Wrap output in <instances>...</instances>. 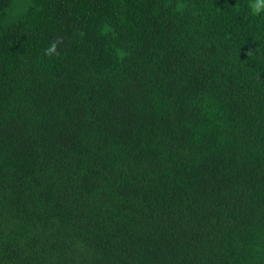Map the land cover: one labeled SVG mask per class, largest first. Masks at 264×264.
I'll return each mask as SVG.
<instances>
[{"label": "trees", "instance_id": "obj_1", "mask_svg": "<svg viewBox=\"0 0 264 264\" xmlns=\"http://www.w3.org/2000/svg\"><path fill=\"white\" fill-rule=\"evenodd\" d=\"M237 3L0 0V264H264V15Z\"/></svg>", "mask_w": 264, "mask_h": 264}, {"label": "clouds", "instance_id": "obj_2", "mask_svg": "<svg viewBox=\"0 0 264 264\" xmlns=\"http://www.w3.org/2000/svg\"><path fill=\"white\" fill-rule=\"evenodd\" d=\"M184 5L182 3H177L175 10L182 11ZM246 7L249 14L252 17H257L258 15H264V0H245L244 4L237 3L236 7L232 11H239L241 8ZM55 53V45L49 46L45 50V55H50Z\"/></svg>", "mask_w": 264, "mask_h": 264}]
</instances>
